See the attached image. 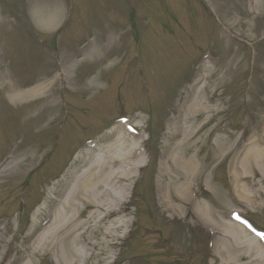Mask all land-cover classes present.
Wrapping results in <instances>:
<instances>
[{
	"label": "rangeland",
	"instance_id": "rangeland-1",
	"mask_svg": "<svg viewBox=\"0 0 264 264\" xmlns=\"http://www.w3.org/2000/svg\"><path fill=\"white\" fill-rule=\"evenodd\" d=\"M56 1L58 6L54 0H0V64L7 63L9 68L6 70L4 66L2 70L8 85L16 88L9 72L20 84L34 83L41 79L45 72L58 76L63 82L62 85H57L55 96L48 97L47 100L49 106L57 103L58 107L53 111L43 112L39 118L34 119L47 104L40 98L33 103L32 108L28 107V112L24 101L17 105L7 100L8 90L4 91L0 98V161L8 150L9 134H13V141L11 140L9 145L12 152L10 157H13V160H18L21 154L22 157L35 159L33 166L21 176L11 178V182L1 188L0 216L9 218L6 225L22 238L21 234L28 228L35 209L42 203L48 205L52 200V182H56L55 175L66 159L70 156L68 159L72 162L78 153L81 155L80 161L86 157L84 149L76 152L80 141L90 137L88 139L92 140L93 145H97L107 134V131L100 130L108 129L116 116L125 113L131 115L130 122L134 126L145 127L137 128L143 134L141 139L133 140L128 137L129 142L125 143V146L137 147L142 140L149 138V133L150 138L144 145L151 147L154 153L151 166L145 170L140 169L138 177L135 178L136 183L132 186L136 188L131 198V204L135 207L128 203L124 205L126 219L134 221L135 226L124 229L125 234L122 235L126 237L130 229L131 241H124L127 243L125 248L124 245L120 247L121 255L115 264H150L147 261L149 258L151 261L162 263L164 258L160 245L165 238L182 250L192 252L191 256L195 262L209 264L215 256H211L213 250L197 255L192 249L193 242L206 238L211 240L217 236V249L221 250L219 243H225L221 240L222 236L216 233L213 237L202 226L193 229L188 221L170 223L166 220L162 192L171 185L165 182L167 185L163 189L160 188V173L163 165L172 159L170 155L167 160L164 157L168 133L171 130L168 128L178 108L179 98L183 97L188 89L186 82L192 71L197 68L196 61L211 54L215 49L221 64L227 62V48L221 36L227 21L221 7L236 5L240 8L242 0ZM43 3L46 5L43 6ZM36 6H40L41 10L34 11ZM58 9L57 19H60L62 24L60 33L55 41L48 43V46L56 49L54 51L42 45L36 35H33V39L31 31L37 30L33 29L34 19L46 18L53 10ZM37 11L41 14L37 15ZM23 23L25 29L21 34H17L22 31ZM258 29V38H264V20L259 23ZM54 32L53 29L47 33L53 35ZM111 36H115L117 42L108 50L109 40L110 45L115 42L110 39ZM224 38L227 40L229 35L225 33ZM100 47H105L104 53L90 60L88 54ZM1 48L6 50L4 60ZM247 49L246 52L240 50L238 69L228 75L226 82L217 91L216 100L219 101L216 107L219 114L209 126H225L228 133L238 131L234 138L226 134L218 140L220 159L208 167L203 180V183L211 188V193L201 189V201L217 222L226 221L228 212L239 208L259 228L264 229V196L261 195V199H257L255 203H247L242 191H237L232 174L234 170H243L242 167L246 166L245 162L243 163L246 155L253 157L258 148L264 146V141L261 144L255 143V146L251 142H242L256 131L264 140V45L256 46L252 55L250 47ZM41 51L47 53V62L42 66L44 72L33 71L32 68L40 66L43 62ZM230 52H235V48L231 47ZM68 61H77L78 73L75 65L71 66L68 72L69 77L74 78L77 75L79 83L75 86L63 75L65 67L69 66ZM112 61L114 66L110 68L108 65ZM92 75L104 83L101 85L104 88L89 94L79 92L81 83ZM63 90L66 92L59 94ZM208 90L212 92L210 85ZM44 95L45 93L41 98ZM17 116L21 121H17ZM96 116L100 118L96 119ZM45 121L49 123L48 126L44 124ZM57 123L58 126L54 128ZM201 124L196 123V128L191 129L194 135H197V128ZM7 126H11L12 130L6 129ZM10 130L9 134L4 133ZM230 146L231 149L237 146L238 148L232 152L233 150L228 149ZM195 151L199 152L202 161L199 164L205 165L215 157V149L211 148L208 142L204 146H198ZM35 171L36 174L33 175ZM247 176L249 175H245ZM242 184L243 181L239 183ZM24 190L26 192L23 194ZM247 193L249 194V189L246 190L245 194ZM249 196L251 199L250 194ZM148 211L151 212V219L145 217ZM205 214L204 216H207L208 212ZM199 221L200 219L193 217V222L196 223L194 225L200 224ZM149 227H156L161 231L159 242H156L157 236L149 232ZM13 233L0 240V261L8 246L22 245L18 238L12 239ZM225 244H229L227 246L233 257L237 255L239 250L235 251L230 246L231 242ZM118 252L119 248L114 253L108 252L109 257L105 263L113 264V258ZM35 264H56V260L44 250L35 255ZM237 264L253 263L248 257H243Z\"/></svg>",
	"mask_w": 264,
	"mask_h": 264
},
{
	"label": "bare ground",
	"instance_id": "bare-ground-1",
	"mask_svg": "<svg viewBox=\"0 0 264 264\" xmlns=\"http://www.w3.org/2000/svg\"><path fill=\"white\" fill-rule=\"evenodd\" d=\"M242 7L245 13L243 15L233 14L231 8L226 9L229 30L240 32L235 36L245 35L255 39L258 31L254 21L264 17V0H246ZM49 21H47L48 24ZM216 65L213 59H206L201 63L190 83L189 91L180 100L179 110L171 121L164 157L167 160V156L170 155L172 159H170L171 162L167 161L161 169L160 188L163 189L167 185L165 182H168L171 187L168 186L164 192L162 203L165 211L171 215L180 212L182 214L187 205L193 204L197 217L202 218L201 222L211 227L215 226L218 232L229 238L230 246L235 251L239 250L233 257L227 246L229 244L220 242L218 247L221 250L217 249L219 257L214 264H237L243 257H248L253 264H263L264 247L255 243L234 222L224 223L225 225L215 224L211 219V211L202 207V202L195 192V187L203 181L208 167L219 158L218 140H221L223 129H225L219 125L209 126L219 114L216 107L219 100H214V93L221 88L225 78L231 72L229 67L222 68ZM68 72L69 69L66 68L64 74L66 77H69ZM4 80L5 77L0 68V84H3ZM70 80L72 84H76L73 78ZM95 82L97 79L89 82L91 88L94 87ZM209 85L212 87L211 93L206 91ZM43 90H45L44 86L37 87L15 94L11 100L18 102L33 99ZM189 123L190 126H188ZM196 123L202 124L198 127L199 133L194 135L189 127ZM205 129L209 130L205 131ZM111 135L110 139L114 137V132ZM126 137H119L105 147L106 153L101 158L86 163L73 183H69L68 176L58 186L55 190L57 198L51 206L38 209L32 219L31 227L34 234L24 238V242L32 241V245L9 250L6 257L11 259V264H35V255L44 250L51 254L56 264H103L106 262L108 252L114 250L113 242L119 239L118 233L126 225L125 218L120 216L121 206L127 199L131 185L142 165L141 150L125 146V143L129 142ZM209 139H212L215 157L205 165L199 164L201 159L199 152L195 149L198 146H204ZM262 141L264 140L260 135L254 139L257 144H261ZM33 162V160L21 159L0 166V191L11 178L22 174ZM243 163L246 165L242 167L243 170H234L232 173L233 180L237 191H242L244 200L247 203H255L257 199L260 200L264 196V146L258 148L253 157L250 154L246 155ZM245 175L249 176L245 177ZM241 181L243 184L239 185ZM173 186L175 192L172 190ZM253 187H257L258 192L252 189ZM245 189L252 190L251 199L248 193L245 194ZM206 211L208 215L203 218ZM8 232L9 229L4 227L1 230L0 239H4ZM226 259H228L227 262Z\"/></svg>",
	"mask_w": 264,
	"mask_h": 264
}]
</instances>
